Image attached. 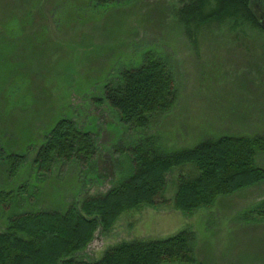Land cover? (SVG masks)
<instances>
[{"label": "rangeland", "instance_id": "1", "mask_svg": "<svg viewBox=\"0 0 264 264\" xmlns=\"http://www.w3.org/2000/svg\"><path fill=\"white\" fill-rule=\"evenodd\" d=\"M180 6V0L107 6L0 0V144L26 158L15 175L7 165L0 168V232L7 216L64 210L81 187L80 198L112 186L121 170L113 149L131 133L95 99L117 70L137 66L148 53L168 66L177 93L172 109L153 118L144 133L165 152L223 136L264 137V30L209 22L194 28L193 43L176 17ZM62 117L93 133L97 170L90 180L75 165L51 171L44 181L32 174L38 148ZM255 164L264 169V150L256 151ZM179 173L191 178L196 171L192 165L173 169L158 198L165 203L123 212L109 231L95 232L84 258L97 260L121 242L165 239L189 229L196 235L198 264H264V215L251 212L264 201V182L185 214L172 203ZM26 182L30 188L18 193Z\"/></svg>", "mask_w": 264, "mask_h": 264}, {"label": "trees", "instance_id": "2", "mask_svg": "<svg viewBox=\"0 0 264 264\" xmlns=\"http://www.w3.org/2000/svg\"><path fill=\"white\" fill-rule=\"evenodd\" d=\"M91 1L103 6L121 2ZM180 2L176 17L193 43L194 28L209 22L230 23L231 30L242 29L247 23L259 27L250 0ZM176 94L171 71L154 53L146 54L137 66L117 70L95 99L107 104L124 132L131 133L126 140L119 138L122 144L118 141L113 149L121 168L116 181L95 196L80 198L81 187L64 210L7 216L0 232V264H198L192 252L196 235L189 229L165 239L118 243L106 248L97 260H87L83 254L95 232L109 231L123 212L165 203L158 198L165 190L166 176L175 168L192 165L196 171L191 178L181 173L177 176L172 203L185 214L211 207L219 196L264 182V169L255 164L256 151L264 150V137L223 136L165 152L157 139L144 135L153 118L172 109ZM95 157L93 133L62 117L38 148L31 162L32 174L44 181L51 171L60 174L65 166L75 165L79 174L85 173L83 177L90 180L97 170ZM25 163V155L9 153L0 144V168L7 165L15 175ZM29 183L18 187V193L29 189ZM251 212L264 215V201Z\"/></svg>", "mask_w": 264, "mask_h": 264}, {"label": "flooded vegetation", "instance_id": "3", "mask_svg": "<svg viewBox=\"0 0 264 264\" xmlns=\"http://www.w3.org/2000/svg\"><path fill=\"white\" fill-rule=\"evenodd\" d=\"M250 5L257 22L264 24V0H250Z\"/></svg>", "mask_w": 264, "mask_h": 264}, {"label": "water", "instance_id": "4", "mask_svg": "<svg viewBox=\"0 0 264 264\" xmlns=\"http://www.w3.org/2000/svg\"><path fill=\"white\" fill-rule=\"evenodd\" d=\"M258 24L264 30V24H262V23H258Z\"/></svg>", "mask_w": 264, "mask_h": 264}]
</instances>
